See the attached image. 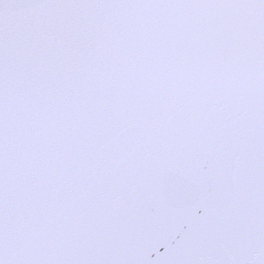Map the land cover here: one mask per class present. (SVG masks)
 Here are the masks:
<instances>
[{
	"label": "snow or ice",
	"instance_id": "6c2138e0",
	"mask_svg": "<svg viewBox=\"0 0 264 264\" xmlns=\"http://www.w3.org/2000/svg\"><path fill=\"white\" fill-rule=\"evenodd\" d=\"M0 264H264V0H0Z\"/></svg>",
	"mask_w": 264,
	"mask_h": 264
}]
</instances>
